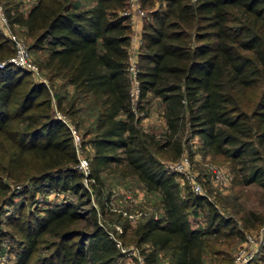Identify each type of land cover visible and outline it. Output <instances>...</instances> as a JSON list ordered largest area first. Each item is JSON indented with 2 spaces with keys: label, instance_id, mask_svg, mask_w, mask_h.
Listing matches in <instances>:
<instances>
[{
  "label": "trees",
  "instance_id": "trees-1",
  "mask_svg": "<svg viewBox=\"0 0 264 264\" xmlns=\"http://www.w3.org/2000/svg\"><path fill=\"white\" fill-rule=\"evenodd\" d=\"M88 1L37 0L27 12L20 2H5L10 25L23 27L30 50L42 53L36 60L47 81L8 62L15 46L0 28V189L14 183L24 196H76L40 211L19 203L7 216L6 234L17 241L9 264H120L119 239L126 245L128 235L144 245L147 264H233L234 257L220 258L216 243L242 237V230L161 158L180 159L189 127L205 153L230 161L235 184L264 187V0H139L148 15L136 109L150 97L162 101V137L142 128L132 102V24L123 13L129 0ZM54 109L76 126L87 121L83 112L91 113L84 133L93 148L88 175ZM108 171L139 181L158 211L134 229L123 222L120 238L99 221L111 201ZM203 211L210 221L196 226L192 217ZM244 222L262 224L264 216L253 211ZM44 245L48 254L39 256ZM257 264H264V252Z\"/></svg>",
  "mask_w": 264,
  "mask_h": 264
},
{
  "label": "rangeland",
  "instance_id": "rangeland-1",
  "mask_svg": "<svg viewBox=\"0 0 264 264\" xmlns=\"http://www.w3.org/2000/svg\"><path fill=\"white\" fill-rule=\"evenodd\" d=\"M13 1L20 2L23 5L24 11L27 12L37 0ZM1 2L5 6L6 0H1ZM83 2L90 4L88 0H83ZM160 4L161 3H158V6ZM0 28L6 36L12 32L29 47L31 41L24 34L25 31L23 27L15 26V28H13L11 25L10 27H7L0 24ZM41 54L42 53L40 52L31 51L29 48V61L37 66L38 63L36 58L37 55ZM33 77L36 80L42 78L47 81L46 71L40 70L39 74L33 73ZM70 91H73V89L70 88ZM79 105L81 106V103H79ZM143 105L144 109L137 111L140 118V125L146 132L154 133L158 137H162V134L166 132V121L163 116L164 104L159 98L150 97V101H145ZM57 112L59 111L54 109V113L57 114ZM90 114V112L89 114L83 112V116L87 117V121L85 120L81 122L80 126L77 125L79 133L83 138L84 133L92 120V116ZM68 120H70L73 124H76L71 118H68ZM90 138L91 135L84 138L85 156H91L93 152V148L88 141ZM183 141L184 152L182 156H189L191 161V170L197 174L198 180L202 184L204 195L208 196L209 199L214 202L223 216L232 218L237 228L241 229L244 234L242 237H222L220 241L216 243V247L221 249L222 254H224L223 256H220V258H228L229 256L232 260L238 248L245 241L247 235H254L259 239L264 238V223L247 227L244 222V218L250 217L253 211L259 213L261 216H264V187L257 183L235 184V176L234 173H232L230 161L222 155L213 156L205 153L200 137L198 135H193L189 127H187L183 133ZM161 159L167 166L173 161L165 158ZM260 163L264 165V159L260 161ZM214 168H219L224 171L227 178L226 182L222 183L216 180L213 173ZM105 179L106 188L108 192L111 193V201H109L107 205L106 214L99 211V221L106 224V226L117 237L120 238L119 235L123 232V222L128 220V222L132 225L131 229H134L139 222L144 220V218L153 213L158 214V211H156L153 204V198L155 196L147 194L143 185L139 181L131 177L123 178L117 173L111 171L105 173ZM180 180L185 185L189 184L187 181L184 182L181 177ZM86 185L91 188V184L88 180H86ZM20 188V185L12 183L9 191L0 189V264H9L16 260L15 254L13 252L11 253L10 250L17 247V241L15 238L6 234V232L10 231V227L7 225V216L17 214V207L19 203L25 201L27 210H36L39 208L40 211L46 208L50 203L62 202L65 198L71 200L76 199V196L71 193L58 194L55 191H51L50 193L41 191L36 193L34 196H31L30 194L24 196L18 193L21 190ZM12 197H14V199L13 202L10 203L8 200ZM92 204L99 209L94 192L92 195ZM192 220L196 226H207L210 218L208 213L203 211L198 214L196 219L192 217ZM51 240L52 238L48 237L47 241L49 242ZM119 240L122 244L121 238ZM125 240L127 243L126 245H122L123 247L127 249L138 248L139 252L143 254L141 252V248H143L144 245H142V247L138 246L130 235H128ZM45 245L42 247L39 256H45L48 254ZM262 250V252H264V248ZM124 254L125 255L122 260L119 261L120 264H138L136 257L132 254H128V250ZM228 264H232L231 261H229Z\"/></svg>",
  "mask_w": 264,
  "mask_h": 264
},
{
  "label": "built area",
  "instance_id": "built-area-1",
  "mask_svg": "<svg viewBox=\"0 0 264 264\" xmlns=\"http://www.w3.org/2000/svg\"><path fill=\"white\" fill-rule=\"evenodd\" d=\"M124 15L130 16L131 24L134 26L137 20L145 19L147 17V12L142 8L141 3L139 0H129V7L123 12ZM0 24L5 25L7 27H10L9 18L6 12L5 6L2 4L0 0ZM7 37L10 38V40L14 43L15 46V53L12 57L9 58L8 62L13 63L15 65L27 68L31 70L33 73H40V68L38 65H34L29 61V47L23 43L15 34L10 32L7 34ZM143 43L142 36L140 34H132L131 38V44L137 45L135 47L134 51H130L129 54V64H128V72H129V78L131 82L130 86V93L132 97V102L134 105V109L136 112L138 111L137 104L140 100V81L138 78L139 74V53L141 50V45ZM130 44V45H131ZM5 62L0 64L3 66ZM39 80L46 81L42 78ZM138 114V112H137ZM58 117L65 120L66 124L70 128L74 144L76 146L77 153L80 158L79 167L81 170L88 175L90 172V162L89 159L84 154V146H83V137L79 133V130L75 124H73L68 118L63 115L60 111L56 114ZM168 168L172 171L178 172L183 181H187L194 192L203 194V187L201 182L198 180L197 174H195L191 170V161L189 156L183 155L180 157V159L176 161H172L168 164ZM213 173L215 175V178L217 181H220L222 183L227 181L226 175L224 171L220 170L219 168H214ZM58 194H61L60 192L55 191ZM111 236H114L113 233H111ZM121 246L122 252H127L128 254H132L136 257L138 264H147L145 257L139 252L138 248H125L121 245V242L118 243ZM264 248V238H257L254 235H247L245 238V241L243 244L238 248L237 252L235 253L233 264H257V260L261 257L262 249Z\"/></svg>",
  "mask_w": 264,
  "mask_h": 264
},
{
  "label": "crops",
  "instance_id": "crops-1",
  "mask_svg": "<svg viewBox=\"0 0 264 264\" xmlns=\"http://www.w3.org/2000/svg\"><path fill=\"white\" fill-rule=\"evenodd\" d=\"M142 30H143V19H138L135 25H132V34H140L142 36ZM137 46V45H136ZM135 45H130L129 50L134 51Z\"/></svg>",
  "mask_w": 264,
  "mask_h": 264
}]
</instances>
